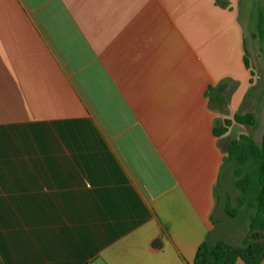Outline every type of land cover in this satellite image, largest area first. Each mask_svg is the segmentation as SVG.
<instances>
[{"label":"crops","instance_id":"0c3cea01","mask_svg":"<svg viewBox=\"0 0 264 264\" xmlns=\"http://www.w3.org/2000/svg\"><path fill=\"white\" fill-rule=\"evenodd\" d=\"M262 8L0 0V264H194L205 241L243 245L215 214L230 141L264 136ZM235 114L256 125L216 138Z\"/></svg>","mask_w":264,"mask_h":264},{"label":"trees","instance_id":"16d2710c","mask_svg":"<svg viewBox=\"0 0 264 264\" xmlns=\"http://www.w3.org/2000/svg\"><path fill=\"white\" fill-rule=\"evenodd\" d=\"M258 33L261 42H264V9L259 16ZM245 67L251 71L249 56L244 57ZM251 74L254 73L251 71ZM210 108L218 110L227 105L224 88L210 86L207 92ZM256 125L254 115L241 116L235 114L232 119H226L221 125L215 126L213 133L216 138L228 134L234 126ZM234 186L240 193L239 205L233 206L229 199L225 213L235 219L240 215L244 206L252 209L250 217V239L241 246H233L225 241L211 244L203 242L196 253L194 264H260L264 260V136L261 146L257 145L249 135H241L231 140L224 158V170L234 168ZM219 206V205H218Z\"/></svg>","mask_w":264,"mask_h":264},{"label":"rangeland","instance_id":"374dc122","mask_svg":"<svg viewBox=\"0 0 264 264\" xmlns=\"http://www.w3.org/2000/svg\"><path fill=\"white\" fill-rule=\"evenodd\" d=\"M230 170L229 173V182L226 184L225 187L222 189H219L218 191V197H219V206H218V212L215 214V220L218 221V224H231L230 231H236L239 234H241L239 237L240 239H243L244 237V242L250 239V232H249V227H250V217L252 215V209L249 206H244L241 211L240 215L236 220L228 217L225 213L226 205L229 199L232 200L233 206L237 207L239 205L238 203V198L240 196V193L237 191V189L234 186V175L233 171L235 170L234 168L228 169ZM247 227V229H246ZM245 236H244V232ZM239 241L237 240L236 243L239 244Z\"/></svg>","mask_w":264,"mask_h":264}]
</instances>
